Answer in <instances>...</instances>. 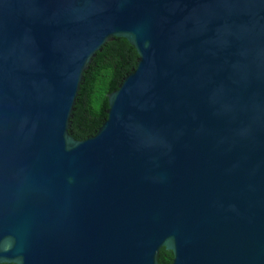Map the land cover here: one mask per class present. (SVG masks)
I'll return each mask as SVG.
<instances>
[{"label":"water","instance_id":"water-1","mask_svg":"<svg viewBox=\"0 0 264 264\" xmlns=\"http://www.w3.org/2000/svg\"><path fill=\"white\" fill-rule=\"evenodd\" d=\"M136 69L97 134L84 74ZM264 264V0H0V264Z\"/></svg>","mask_w":264,"mask_h":264},{"label":"trees","instance_id":"trees-1","mask_svg":"<svg viewBox=\"0 0 264 264\" xmlns=\"http://www.w3.org/2000/svg\"><path fill=\"white\" fill-rule=\"evenodd\" d=\"M138 54L126 39L103 47L84 74L69 133L84 141L97 134L108 115V96L117 91L137 66ZM173 253L163 248L159 264H172Z\"/></svg>","mask_w":264,"mask_h":264}]
</instances>
